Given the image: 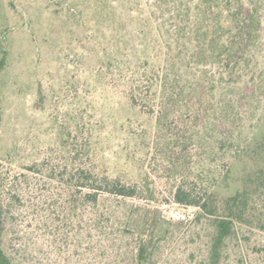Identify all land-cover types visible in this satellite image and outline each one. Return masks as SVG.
<instances>
[{
  "label": "trees",
  "instance_id": "trees-1",
  "mask_svg": "<svg viewBox=\"0 0 264 264\" xmlns=\"http://www.w3.org/2000/svg\"><path fill=\"white\" fill-rule=\"evenodd\" d=\"M262 2L56 0L54 13L90 29L98 57L92 74L101 75L130 111L121 126L132 146L119 168L106 162L96 88L82 101L78 85L65 81L46 105L39 87L34 107L47 112L53 138L36 145L34 158L20 156L22 162L19 142L14 152L0 150V264H30L12 242L11 216L13 202L21 201L14 185L37 167H46L60 188L65 222L84 221L99 251L103 242L121 238L119 229L130 233V261L114 257L112 264L159 263L171 225L183 223L162 215L165 196L193 207L192 221L209 228L199 264H231L230 248L240 252L246 244L243 231L264 234V127L246 135L243 125L263 96V68L250 72L262 43ZM0 52L1 74L7 61L1 42ZM1 130L0 113V140ZM94 246L91 264H111L97 259Z\"/></svg>",
  "mask_w": 264,
  "mask_h": 264
},
{
  "label": "rangeland",
  "instance_id": "rangeland-1",
  "mask_svg": "<svg viewBox=\"0 0 264 264\" xmlns=\"http://www.w3.org/2000/svg\"><path fill=\"white\" fill-rule=\"evenodd\" d=\"M9 1L0 0V42L7 50L6 65L0 74V150L14 152L19 142L17 162H22L36 156L37 144L52 142L47 112L37 111L34 102L41 87L46 105H51L52 94L67 81L78 85L82 101L91 99L90 89H97L93 98L104 121L103 143L108 148L105 160L112 168H119L126 149L132 146L124 133L125 126H121L123 116L130 111L116 91L104 86L101 75L92 74L98 57L89 41L90 29L71 17L54 13L56 0H11L15 8ZM260 14L262 43L253 51L250 72L254 75L263 68V96L260 102L251 104L243 117L246 135L256 131L262 122L264 127V0ZM6 27V36L2 37L1 31ZM97 32V39L104 42V35ZM250 72L246 76L249 81ZM139 122L142 127L150 128L146 117H140ZM14 190L20 193L21 201L12 204V242L16 248L25 250L24 257L30 264H91L93 245L97 259L102 257L104 262L108 259L111 264L114 257L116 262L130 261L127 230L119 229L121 238L103 242L99 251L98 244L89 240L84 221L75 225L65 222V200L46 167L25 170ZM159 205L162 215L181 219L183 223L171 225L172 237L162 248L158 264H199L205 256L209 228L192 221L193 207L179 205L168 196L160 198ZM241 234L246 237V244L240 252L235 246L230 248L231 264H264V234L246 231ZM237 257L242 263H237Z\"/></svg>",
  "mask_w": 264,
  "mask_h": 264
}]
</instances>
